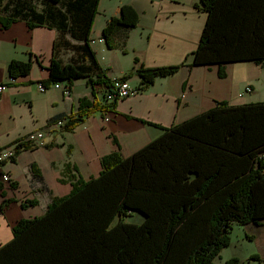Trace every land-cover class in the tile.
I'll use <instances>...</instances> for the list:
<instances>
[{"label": "trees", "instance_id": "1", "mask_svg": "<svg viewBox=\"0 0 264 264\" xmlns=\"http://www.w3.org/2000/svg\"><path fill=\"white\" fill-rule=\"evenodd\" d=\"M99 2L0 0L5 29L24 21L31 29L58 31L50 77L42 82L46 88H71L78 79L103 87V102L83 99L77 114L63 119L60 133L75 131L96 113L115 112L120 100L106 101L113 84L91 46ZM195 8L208 19L192 53V67L219 66L220 78H226L228 63L264 65V0H200ZM139 19L132 6H122L120 16L103 30L108 47L116 48L113 36L119 28L133 30ZM134 62L133 70L121 78L137 76L139 92L185 66L153 69L138 58ZM31 69L32 61L14 60L9 77L16 80ZM163 130L130 157L119 151L103 157L102 171L89 181L76 179L67 164L70 194L54 198L43 216L20 220L12 241L0 247V264H217L231 245L234 225H263L264 102L236 107L218 102L200 116ZM34 148L22 142L15 148L16 157ZM136 215L143 219L133 223ZM226 264L243 263L232 258Z\"/></svg>", "mask_w": 264, "mask_h": 264}, {"label": "crops", "instance_id": "2", "mask_svg": "<svg viewBox=\"0 0 264 264\" xmlns=\"http://www.w3.org/2000/svg\"><path fill=\"white\" fill-rule=\"evenodd\" d=\"M199 2L100 0L90 37L92 50L107 78L130 73L135 58L146 68L183 63L185 66L172 77L158 79L138 95L120 99L115 112L96 113L68 133H60L54 124L76 115L83 99L91 104L103 102V87L78 79L68 95L55 84L46 92L41 91L39 84L50 77L58 31L47 26L31 29L24 21H15L7 29L0 23V86L8 87L0 94V148L13 147L39 132L45 136L41 145L23 151L0 168V247L12 241L14 227L20 220L43 216L54 198L70 194L72 184L64 175L67 164L76 179L89 181L102 171L103 157L117 151L130 157L159 138L164 128L184 124L218 102L233 107L264 102V65L228 63L226 78H220L219 66L190 65L208 19L206 13L195 8ZM122 6H132L139 13V24L129 31L119 28L113 36L116 48L110 49L102 33L111 18L120 16ZM61 57L69 62V56ZM14 60L32 61L31 73L16 80L10 78L8 67ZM128 82L133 88L139 87L137 76ZM247 86L252 93L240 97ZM33 166L40 177L34 175ZM5 174L11 177L10 183L2 180ZM31 201L33 206H24ZM250 226L256 228L245 231V240L264 245V223ZM253 256L261 259L255 253L250 254L249 260L235 258L246 264L257 260Z\"/></svg>", "mask_w": 264, "mask_h": 264}, {"label": "built area", "instance_id": "3", "mask_svg": "<svg viewBox=\"0 0 264 264\" xmlns=\"http://www.w3.org/2000/svg\"><path fill=\"white\" fill-rule=\"evenodd\" d=\"M13 79V78H12ZM111 82L113 84V93H108L106 95V101L108 102H113L115 99H127L131 96L138 95L140 92L137 90V88H133L128 81H122V78H114L111 79ZM55 88H60V90L64 91L65 95H68L70 93V87L67 85H60V84H55ZM8 89L7 85H2L0 86V94L3 93ZM39 89L41 91L46 92V87L43 84H39ZM252 93V88L250 86H247L243 92L240 93V97H243L244 94H250ZM66 122L64 120L57 121L55 123V128L61 129L62 126ZM45 138L44 134L42 132L32 134L29 138H26L24 141L16 143L13 147L9 148H0V168L4 166L6 163L11 162L16 159V151L15 148L18 144L22 142H29L32 143L34 146L36 144L41 145L43 139ZM261 158L264 159V153L261 155ZM2 180L5 183H10L11 182V177L9 175H2Z\"/></svg>", "mask_w": 264, "mask_h": 264}, {"label": "rangeland", "instance_id": "4", "mask_svg": "<svg viewBox=\"0 0 264 264\" xmlns=\"http://www.w3.org/2000/svg\"><path fill=\"white\" fill-rule=\"evenodd\" d=\"M38 2L37 3L40 5V1ZM92 34L93 33H91V35ZM140 219H143V216L136 215L134 218L130 219V221H132L133 223H137V222H140ZM251 228H256V227H253V226L240 227L239 225L233 226V229L231 232V245L229 248L223 250L220 253V256L217 257L216 259L217 264H226L228 260L235 258V256H238L240 259H243V260L244 259L249 260L248 257H250V254L252 255L254 253L258 254L261 257V259L253 256L252 258L257 259L255 260L256 262L254 260H250V261H247L246 264H264V245L259 242H250V241L245 240L246 238L245 231L248 232V230Z\"/></svg>", "mask_w": 264, "mask_h": 264}]
</instances>
